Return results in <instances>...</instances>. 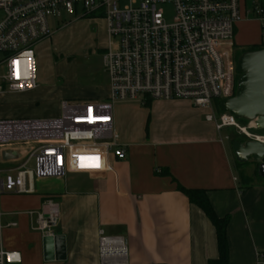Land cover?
<instances>
[{
	"label": "crops",
	"instance_id": "0c3cea01",
	"mask_svg": "<svg viewBox=\"0 0 264 264\" xmlns=\"http://www.w3.org/2000/svg\"><path fill=\"white\" fill-rule=\"evenodd\" d=\"M253 6L264 9V0H240L242 18L233 35L235 55L264 49V27L247 13ZM73 24L80 28L79 37L71 51L56 61L57 82H64L63 102L108 103L109 77L106 74L108 79L101 80L102 56L109 47L105 22L95 17L75 19ZM50 43L51 39L39 43V53ZM91 58L100 60L101 69L80 83L84 79L77 72L78 59ZM41 72L37 66L36 91L0 96V101L18 98L24 105L17 113L0 112V120L60 115V106L50 116L40 105L41 86L46 82ZM205 114L206 110L188 101L157 100L148 108L113 103V131L125 151L124 160L110 159L112 173L84 174L83 184L68 179L80 175L69 174L64 179L36 181L31 194L0 196V249L20 255L19 264H100L97 249L102 231L106 237L124 239L128 264L215 261L214 227L178 190L181 187L205 192L216 217L230 219L227 264H257V254L264 251V181L246 167L241 174L228 148L233 141L228 134L222 135L225 130L217 133ZM25 149L26 145L18 144L1 149V179L22 166ZM47 202L53 204L57 218L50 254H45L44 239L34 230L37 215L47 212Z\"/></svg>",
	"mask_w": 264,
	"mask_h": 264
},
{
	"label": "built area",
	"instance_id": "2783aa9c",
	"mask_svg": "<svg viewBox=\"0 0 264 264\" xmlns=\"http://www.w3.org/2000/svg\"><path fill=\"white\" fill-rule=\"evenodd\" d=\"M240 0H0V96L21 95L38 87L35 47L53 35L50 20L64 13L101 18L109 47L103 71L109 77L108 103L62 102L52 119L0 120V152L26 145L21 167L0 178V196L26 195L36 181L64 179L69 174L99 176L113 172L110 159L125 151L113 131L112 104L139 101H188L206 110L214 130H235L248 141L263 143L253 122L240 126L229 113L214 114L213 105L230 100L237 88L234 28L242 18ZM171 7L165 19L163 7ZM247 13L264 27V9ZM254 131V132H252ZM33 168H29L28 162ZM36 217L37 231L52 238L56 209ZM15 226L14 224H11ZM100 264H128L123 238L98 233ZM20 255L0 249V264H19ZM264 264V251L257 254Z\"/></svg>",
	"mask_w": 264,
	"mask_h": 264
},
{
	"label": "rangeland",
	"instance_id": "374dc122",
	"mask_svg": "<svg viewBox=\"0 0 264 264\" xmlns=\"http://www.w3.org/2000/svg\"><path fill=\"white\" fill-rule=\"evenodd\" d=\"M163 11L165 12V19L167 22H169L171 20L172 17V10L171 7H163ZM75 20V16L73 15H68L67 13H64L62 15V17L59 20H50V28L55 31L54 32V36L52 35L50 37L51 39V43L45 46V49L42 54L39 53L40 49H38V47L36 46L34 51H35V59H36V67L38 66V69L42 68V72L41 74L44 75L46 77V82L41 86L42 91H44V97L40 102V105H42L43 107H45L48 110V114L50 116H52V114L54 115V113H56V110H59V106H61V103L63 102L64 98V93H65V89L64 87V82L62 81H58L57 82V75L55 74L56 71V61H60L59 57H65L66 53H69L71 51V49L73 48L74 41L77 40V38L79 37V30L80 28L76 25L73 24ZM59 30L58 32L56 30ZM82 33V32H81ZM241 55V54H240ZM239 54L235 56V63L237 62V59L240 56ZM46 59H48L46 61ZM77 72L79 73V77L80 79H84V81H81L80 83H84L85 80H87V78L89 77L90 74L99 72L101 69V65H100V60H98L97 58H91L90 60H79L78 59V64H77ZM103 71V69H102ZM104 73V75H103ZM103 73H101L102 81H106L108 78L106 76V73L103 71ZM106 76V77H105ZM239 78V75H236V81ZM68 102V101H67ZM66 102V103H67ZM130 103H138L139 105L140 102L139 101H127ZM127 102H117V103H127ZM23 103V102H22ZM21 103V101L16 98H7L6 100H2L0 101V112L3 113H17L20 111V109H22V107L24 106ZM116 103V102H115ZM218 104L219 102L217 101L212 108V111L214 112V114L218 113ZM118 105V104H117ZM143 105V104H142ZM141 105V106H142ZM59 112V111H58ZM57 112V113H58ZM58 115V114H56ZM25 119V118H22ZM22 119H18V120H22ZM238 124L240 126H247L246 121L244 120H238ZM254 132V131H252ZM228 134V137L232 140V141H239L240 143H245L247 142V139L244 138L243 136H238L235 132V130H225L222 132V135ZM261 138L264 137V131L263 132H258V135ZM261 141L264 142V139H261ZM231 146H229L228 148L230 149ZM232 150V148H231ZM231 154V153H230ZM232 156V154H231ZM249 161V163L247 164H240L237 162L236 160V165L237 167H241V174L244 175V167H246L247 169L252 170L251 174L253 177L255 176L256 173V169H257V165L256 163ZM33 163L30 164L31 167H33ZM2 166L0 165V171L2 170ZM32 169V168H31ZM2 177V175H1ZM69 178H73L76 181L80 182V183H84V181L86 180V176H69ZM258 178V176H257Z\"/></svg>",
	"mask_w": 264,
	"mask_h": 264
},
{
	"label": "water",
	"instance_id": "95a60500",
	"mask_svg": "<svg viewBox=\"0 0 264 264\" xmlns=\"http://www.w3.org/2000/svg\"><path fill=\"white\" fill-rule=\"evenodd\" d=\"M235 69L239 78L237 88L230 100L219 102L218 109L229 113L237 120L253 122L258 132L264 131V49L246 52L237 59ZM232 152L240 164L256 163V174L264 181V143L248 141L231 142ZM57 238V237H56ZM44 239L45 254H50L52 238ZM58 240V239H56Z\"/></svg>",
	"mask_w": 264,
	"mask_h": 264
},
{
	"label": "trees",
	"instance_id": "16d2710c",
	"mask_svg": "<svg viewBox=\"0 0 264 264\" xmlns=\"http://www.w3.org/2000/svg\"><path fill=\"white\" fill-rule=\"evenodd\" d=\"M256 51H261V50L249 49L240 54L243 55L246 52H256ZM150 104L151 101H147L145 104H143V106L145 108H148ZM178 190L184 194V196L187 198L190 204L197 206L202 211L204 216H206V218L210 220V222L214 227L215 235L217 239L218 259L215 261H209L207 264H227L229 249H227L226 228L228 226L230 219H228V217H224L220 219L216 217L211 205H209L208 203L205 192L197 191V190H184L181 187H178Z\"/></svg>",
	"mask_w": 264,
	"mask_h": 264
},
{
	"label": "bare ground",
	"instance_id": "6f19581e",
	"mask_svg": "<svg viewBox=\"0 0 264 264\" xmlns=\"http://www.w3.org/2000/svg\"><path fill=\"white\" fill-rule=\"evenodd\" d=\"M261 141V139H259ZM263 142V141H262ZM264 143V142H263Z\"/></svg>",
	"mask_w": 264,
	"mask_h": 264
},
{
	"label": "flooded vegetation",
	"instance_id": "af4514ba",
	"mask_svg": "<svg viewBox=\"0 0 264 264\" xmlns=\"http://www.w3.org/2000/svg\"><path fill=\"white\" fill-rule=\"evenodd\" d=\"M263 163H264V160H263Z\"/></svg>",
	"mask_w": 264,
	"mask_h": 264
}]
</instances>
